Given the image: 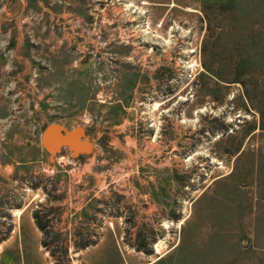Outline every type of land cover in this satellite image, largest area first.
<instances>
[{
	"label": "rangeland",
	"instance_id": "rangeland-1",
	"mask_svg": "<svg viewBox=\"0 0 264 264\" xmlns=\"http://www.w3.org/2000/svg\"><path fill=\"white\" fill-rule=\"evenodd\" d=\"M263 127L264 0H0V264H264Z\"/></svg>",
	"mask_w": 264,
	"mask_h": 264
},
{
	"label": "water",
	"instance_id": "water-1",
	"mask_svg": "<svg viewBox=\"0 0 264 264\" xmlns=\"http://www.w3.org/2000/svg\"><path fill=\"white\" fill-rule=\"evenodd\" d=\"M42 143L50 153L51 160L62 148H68L74 156L87 154L93 149V144L82 126L71 129L59 122L47 125L42 133Z\"/></svg>",
	"mask_w": 264,
	"mask_h": 264
},
{
	"label": "trees",
	"instance_id": "trees-1",
	"mask_svg": "<svg viewBox=\"0 0 264 264\" xmlns=\"http://www.w3.org/2000/svg\"><path fill=\"white\" fill-rule=\"evenodd\" d=\"M46 217L47 215L41 216L39 210H36L34 212L35 221L43 233L42 245L44 246L45 250L50 253V256L53 259H55L57 262L64 260V261H67L68 264H72L70 253H69L70 248L68 246L62 247V248L53 247L54 242H57L60 237L62 236L64 237L65 235L61 231L47 230L49 219H47ZM49 237H50V241H48L47 239ZM84 238L85 240L83 242L75 243V249L77 251L86 249L89 245L92 244L85 236ZM137 248L139 251H143L148 254L152 253V251L146 249L143 246L137 245Z\"/></svg>",
	"mask_w": 264,
	"mask_h": 264
},
{
	"label": "bare ground",
	"instance_id": "bare-ground-1",
	"mask_svg": "<svg viewBox=\"0 0 264 264\" xmlns=\"http://www.w3.org/2000/svg\"><path fill=\"white\" fill-rule=\"evenodd\" d=\"M18 211H19V210H17V212H18ZM155 243H156V242H155ZM156 249H157V251L160 252V245H159V244L156 245ZM159 252H158V253H159Z\"/></svg>",
	"mask_w": 264,
	"mask_h": 264
}]
</instances>
